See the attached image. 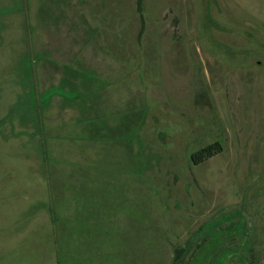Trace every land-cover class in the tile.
<instances>
[{"label":"rangeland","instance_id":"obj_1","mask_svg":"<svg viewBox=\"0 0 264 264\" xmlns=\"http://www.w3.org/2000/svg\"><path fill=\"white\" fill-rule=\"evenodd\" d=\"M199 240L264 264V0H0V264Z\"/></svg>","mask_w":264,"mask_h":264},{"label":"trees","instance_id":"obj_2","mask_svg":"<svg viewBox=\"0 0 264 264\" xmlns=\"http://www.w3.org/2000/svg\"><path fill=\"white\" fill-rule=\"evenodd\" d=\"M221 146L219 143L210 145L208 147H205L196 153H194L191 156V160L193 161L194 164L199 165L211 157H213L216 154L221 153ZM201 240L196 244V246L192 248H176L175 249V258H174V264H184L185 260H188L192 262V264H199L201 262L202 256L196 257L195 252L198 250V248L201 247L200 243ZM221 264H226V263H221Z\"/></svg>","mask_w":264,"mask_h":264}]
</instances>
